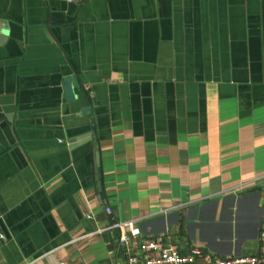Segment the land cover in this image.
Returning <instances> with one entry per match:
<instances>
[{
    "label": "crops",
    "instance_id": "1",
    "mask_svg": "<svg viewBox=\"0 0 264 264\" xmlns=\"http://www.w3.org/2000/svg\"><path fill=\"white\" fill-rule=\"evenodd\" d=\"M138 218L264 258V0H0V264H117Z\"/></svg>",
    "mask_w": 264,
    "mask_h": 264
},
{
    "label": "built area",
    "instance_id": "2",
    "mask_svg": "<svg viewBox=\"0 0 264 264\" xmlns=\"http://www.w3.org/2000/svg\"><path fill=\"white\" fill-rule=\"evenodd\" d=\"M106 214L111 213L105 207ZM140 219L116 220L104 230L117 231V244L121 249L122 261L117 264H194L199 258L209 259L213 264H258L264 262L255 254L233 256H211L200 246L191 244L182 252L186 244L175 232H164L153 236H144L137 223ZM258 241L264 243V225L260 230ZM113 254V250H110Z\"/></svg>",
    "mask_w": 264,
    "mask_h": 264
},
{
    "label": "water",
    "instance_id": "3",
    "mask_svg": "<svg viewBox=\"0 0 264 264\" xmlns=\"http://www.w3.org/2000/svg\"><path fill=\"white\" fill-rule=\"evenodd\" d=\"M74 3H78L80 0H72ZM68 9V8H67ZM66 8H58L56 5H52L50 6V22L52 24H57V23H61L64 21H68L70 19H72V14H70L68 11H70L69 9L67 10ZM90 109L88 107V105H85L84 107L81 108V113L83 115H87L89 114ZM90 134L89 133H82L79 134L78 136H72L69 137L68 140V146L69 147H74L78 144H82L86 141H88Z\"/></svg>",
    "mask_w": 264,
    "mask_h": 264
}]
</instances>
